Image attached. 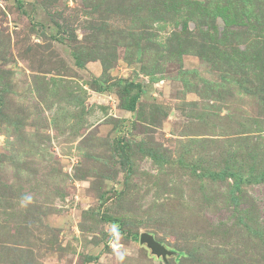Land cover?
I'll return each instance as SVG.
<instances>
[{"label":"rangeland","instance_id":"1","mask_svg":"<svg viewBox=\"0 0 264 264\" xmlns=\"http://www.w3.org/2000/svg\"><path fill=\"white\" fill-rule=\"evenodd\" d=\"M0 264H264V0H0Z\"/></svg>","mask_w":264,"mask_h":264},{"label":"water","instance_id":"2","mask_svg":"<svg viewBox=\"0 0 264 264\" xmlns=\"http://www.w3.org/2000/svg\"><path fill=\"white\" fill-rule=\"evenodd\" d=\"M139 241L145 243L157 256L165 257L169 251L165 248L154 236L148 232H141L139 235Z\"/></svg>","mask_w":264,"mask_h":264},{"label":"clouds","instance_id":"3","mask_svg":"<svg viewBox=\"0 0 264 264\" xmlns=\"http://www.w3.org/2000/svg\"><path fill=\"white\" fill-rule=\"evenodd\" d=\"M26 199H31L30 197H27ZM109 235L115 245V251L118 260L123 261L124 258L129 254L127 249L121 250L120 240L122 239V234L120 232L119 225H113L111 229L109 230Z\"/></svg>","mask_w":264,"mask_h":264},{"label":"trees","instance_id":"4","mask_svg":"<svg viewBox=\"0 0 264 264\" xmlns=\"http://www.w3.org/2000/svg\"><path fill=\"white\" fill-rule=\"evenodd\" d=\"M137 98H138L137 95L132 96V98L130 99V101H129L128 105H127V109L128 110H130V111L134 110Z\"/></svg>","mask_w":264,"mask_h":264}]
</instances>
